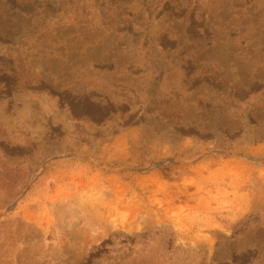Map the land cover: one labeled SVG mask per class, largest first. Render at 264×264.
<instances>
[{
    "label": "rangeland",
    "instance_id": "obj_1",
    "mask_svg": "<svg viewBox=\"0 0 264 264\" xmlns=\"http://www.w3.org/2000/svg\"><path fill=\"white\" fill-rule=\"evenodd\" d=\"M0 264H264V0H0Z\"/></svg>",
    "mask_w": 264,
    "mask_h": 264
}]
</instances>
